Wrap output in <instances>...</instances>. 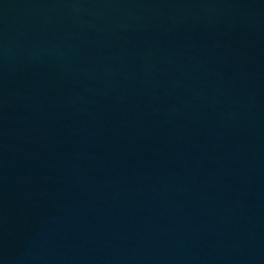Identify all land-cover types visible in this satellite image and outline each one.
<instances>
[{"label":"water","instance_id":"obj_1","mask_svg":"<svg viewBox=\"0 0 264 264\" xmlns=\"http://www.w3.org/2000/svg\"><path fill=\"white\" fill-rule=\"evenodd\" d=\"M0 264H264V0H0Z\"/></svg>","mask_w":264,"mask_h":264}]
</instances>
